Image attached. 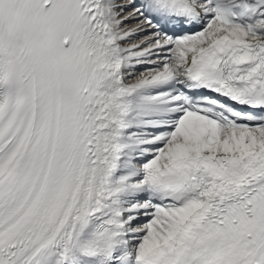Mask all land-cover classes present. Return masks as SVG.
<instances>
[{
	"label": "snow or ice",
	"instance_id": "snow-or-ice-1",
	"mask_svg": "<svg viewBox=\"0 0 264 264\" xmlns=\"http://www.w3.org/2000/svg\"><path fill=\"white\" fill-rule=\"evenodd\" d=\"M0 264H264V0H0Z\"/></svg>",
	"mask_w": 264,
	"mask_h": 264
}]
</instances>
